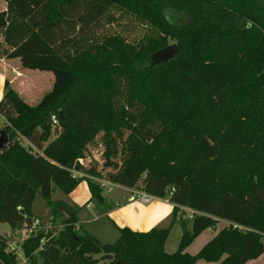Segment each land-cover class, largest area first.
Listing matches in <instances>:
<instances>
[{
	"label": "trees",
	"instance_id": "trees-1",
	"mask_svg": "<svg viewBox=\"0 0 264 264\" xmlns=\"http://www.w3.org/2000/svg\"><path fill=\"white\" fill-rule=\"evenodd\" d=\"M5 1L0 57L54 77L34 105L8 79L0 100V131L9 138L0 151V223L11 229L29 223L39 193L48 216L62 224L42 249V230L23 240L24 264H245L264 252V0ZM114 9L157 35L138 44L116 34L99 40L93 28ZM169 40L178 53L165 60L160 53ZM84 90L95 97L107 135L114 129L111 116L126 104L137 142L108 180L168 199L167 226L145 232L122 227L114 242L100 243L77 227V208L52 198L55 189L68 194L85 181L90 199L103 202L100 183L74 176L68 165H77L81 144L63 108ZM52 116L67 134L61 163L38 152ZM182 207L193 211L190 218ZM218 219L229 224L189 254V244ZM174 225L181 237L167 253ZM5 250L0 237V264H18ZM105 254L112 258L96 257Z\"/></svg>",
	"mask_w": 264,
	"mask_h": 264
},
{
	"label": "rangeland",
	"instance_id": "rangeland-1",
	"mask_svg": "<svg viewBox=\"0 0 264 264\" xmlns=\"http://www.w3.org/2000/svg\"><path fill=\"white\" fill-rule=\"evenodd\" d=\"M165 13L167 15L173 14L178 23L183 21L182 14L173 9L167 8ZM110 20L113 21L111 22ZM93 29L99 40L107 35L116 34L123 37L127 42L134 44L144 41L147 37H155L157 35V31L153 27L140 21L136 16L115 9L110 10V14L108 13L100 19V22ZM173 43H175L173 40H169L167 46ZM0 70L5 71L3 68ZM28 73L29 81L25 82L24 73L22 77L18 78L14 89L19 93L29 86V98H25V100L29 105H34L51 88L54 77L52 72L49 71L29 69ZM7 74L11 75L10 73ZM120 91L123 92L122 90ZM120 105V110L111 116V122L114 126L111 135L106 134L105 127L99 120L100 107L90 90H84L78 94L75 101L67 103L63 108L67 120L77 128L81 144L80 157L76 160L77 165L73 166L70 162L68 165L72 166L71 170H74L76 177H89L99 182L103 191L106 190V187L102 186L100 180H108L110 175L123 165L128 158L130 145L137 142L136 137L132 133L133 122L127 111L126 104L121 102ZM2 123L3 121L0 118V126H2ZM66 140L67 134L63 131L62 125L57 122V124L52 125L49 138L43 143L42 148L38 152L61 163V158L60 160L57 159ZM20 142L25 146L29 145L28 140L25 138H21ZM32 150L35 151V148L32 147ZM85 187V182L81 181L80 187L76 188L73 193L65 194L59 189H55L52 198L64 199L69 203H74L70 200L71 194L78 202H82L88 197ZM32 208L34 213L42 218L48 217V206L39 193L36 194ZM184 214L189 217L190 210L185 209ZM57 221L61 222L60 218H57ZM217 222L219 223L215 229L212 228L214 231L222 227V225H227L219 220ZM0 228H7V224L0 223ZM81 230L83 229L81 228ZM207 234L200 236L190 251L204 243L207 240L205 238ZM21 236H23V233L20 234ZM174 237H176L175 231L170 235V242L173 241ZM23 259L24 255L21 252L17 255V263H21Z\"/></svg>",
	"mask_w": 264,
	"mask_h": 264
},
{
	"label": "crops",
	"instance_id": "crops-1",
	"mask_svg": "<svg viewBox=\"0 0 264 264\" xmlns=\"http://www.w3.org/2000/svg\"><path fill=\"white\" fill-rule=\"evenodd\" d=\"M5 8L6 1L0 0V10H4ZM1 68H3V70L5 71L3 72L0 70V100L5 91V79L9 80L10 86L12 88H14V85L16 84L18 78L22 77L24 73L26 77L25 82H27V80L29 81V69L21 67L18 59H6L0 57V69ZM7 73H10L11 75H8ZM19 94L21 97L24 98V100L25 98H29V86L27 88H24V90L19 92ZM0 118L3 121V117L1 115ZM80 183L77 185L76 188L80 187ZM110 184L105 186L106 190L102 192L103 202L101 203L90 199V192L86 182L85 189L87 191L88 197L85 201L78 202L76 198L71 196V194L70 200L74 203H69L67 200L64 199L54 200H62L66 202L69 206L77 208V227H79V229L82 228L85 232L95 237L100 243L114 242L119 236V228L122 227H127L133 231L145 232L153 227H165L168 225L173 209V204L168 199L155 197L150 203L141 204L140 202L132 199L134 193L136 191H140L141 189L137 187L127 188L119 184L111 183V181ZM75 189L70 193H73ZM183 211L185 212V210ZM32 213L34 217H36L37 214L34 213L33 208ZM38 216L40 215H37V217ZM49 217L50 216H48L47 218ZM38 218L42 217L40 216ZM218 220L225 224H228L227 221L221 219ZM218 223L219 222L216 223L215 227ZM215 227L212 228L215 229ZM212 228H208L202 231L197 237H195V239L186 248V251L189 254L197 253L201 249V247L206 242H208L219 229L218 228L216 231H214ZM174 231L176 233V237H174L173 241L170 242V235ZM205 233H208L207 237H205L207 240L201 245L197 246L193 251H190L191 247L195 245L199 237L205 235ZM180 237L181 229L178 225H174L171 228L169 235L164 243V250L167 253H173L178 247ZM101 256L102 255H96L97 258L102 260ZM196 264L217 263L198 261ZM245 264H264V252L257 258L247 261Z\"/></svg>",
	"mask_w": 264,
	"mask_h": 264
},
{
	"label": "built area",
	"instance_id": "built-area-1",
	"mask_svg": "<svg viewBox=\"0 0 264 264\" xmlns=\"http://www.w3.org/2000/svg\"><path fill=\"white\" fill-rule=\"evenodd\" d=\"M51 120H52V123L54 125L57 124V119L55 116H52ZM71 172L74 176H76L74 170H71ZM100 182H101L102 186H104V187L107 186L108 184H110L109 180H106V181L100 180ZM171 191H173V189ZM154 198H155V196H153L149 193H146L142 190L136 191L134 193V195L132 196L133 200L138 201L141 204H148ZM182 209L185 210L187 208L182 207ZM192 214H193V211L190 210L189 217H191ZM228 224H229V222H228ZM239 227L241 229H244V227H241V226H239ZM61 228H62V224L58 223V222H54L52 217L44 218V219L38 218V217H33L29 223H25L22 227H20L18 229H11L8 225H7V228H5V229L0 228V237L6 242V250L5 251L7 253L14 254L17 258V255L22 252V242L25 238L34 234L38 230H42L44 235L40 239V244H39V248L42 249V246L45 244V242L48 239L47 235H49V237H52ZM21 233H23V236L20 237ZM20 239H21V242H20ZM25 262H26V258L24 257L22 262L18 263V264H24Z\"/></svg>",
	"mask_w": 264,
	"mask_h": 264
},
{
	"label": "water",
	"instance_id": "water-1",
	"mask_svg": "<svg viewBox=\"0 0 264 264\" xmlns=\"http://www.w3.org/2000/svg\"><path fill=\"white\" fill-rule=\"evenodd\" d=\"M178 53V47L176 43L170 44L166 46L160 54L164 57L165 60L174 57ZM159 53L157 52L156 55ZM9 138H8V132L6 130H1L0 131V151L5 149L6 144L8 143ZM63 214L66 216V213L63 211ZM112 258V255L110 254H105L101 256L102 260H110Z\"/></svg>",
	"mask_w": 264,
	"mask_h": 264
}]
</instances>
